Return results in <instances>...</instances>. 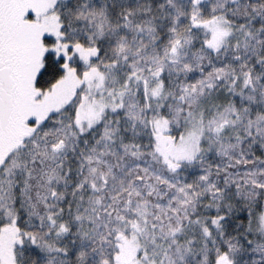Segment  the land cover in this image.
Instances as JSON below:
<instances>
[{"label":"snow or ice","instance_id":"1","mask_svg":"<svg viewBox=\"0 0 264 264\" xmlns=\"http://www.w3.org/2000/svg\"><path fill=\"white\" fill-rule=\"evenodd\" d=\"M0 264H264V0H0Z\"/></svg>","mask_w":264,"mask_h":264}]
</instances>
